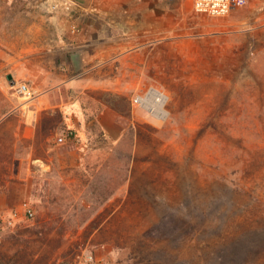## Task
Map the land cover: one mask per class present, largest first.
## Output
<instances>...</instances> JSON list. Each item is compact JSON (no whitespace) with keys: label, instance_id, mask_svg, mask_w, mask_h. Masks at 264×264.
Listing matches in <instances>:
<instances>
[{"label":"rangeland","instance_id":"rangeland-1","mask_svg":"<svg viewBox=\"0 0 264 264\" xmlns=\"http://www.w3.org/2000/svg\"><path fill=\"white\" fill-rule=\"evenodd\" d=\"M63 1L0 0V264H264V0ZM36 9L119 56H38ZM150 85L166 121L133 104Z\"/></svg>","mask_w":264,"mask_h":264},{"label":"crops","instance_id":"crops-1","mask_svg":"<svg viewBox=\"0 0 264 264\" xmlns=\"http://www.w3.org/2000/svg\"><path fill=\"white\" fill-rule=\"evenodd\" d=\"M36 11L41 16L32 19L28 29L36 30L34 51L38 56L43 52L58 51L59 58L66 60L74 69L99 72L108 59L119 56L121 51L118 50V43L121 41L116 37L108 36L109 31L106 28H100L99 33L94 32L95 34L88 36L73 34L68 26H64L61 12L43 15L40 10L36 9ZM23 34L29 36L27 31ZM40 68L42 71L49 69L50 66L43 64Z\"/></svg>","mask_w":264,"mask_h":264},{"label":"built area","instance_id":"built-area-1","mask_svg":"<svg viewBox=\"0 0 264 264\" xmlns=\"http://www.w3.org/2000/svg\"><path fill=\"white\" fill-rule=\"evenodd\" d=\"M184 1L191 5L193 9L204 12L211 16L226 15L233 10L246 5L250 0H169ZM67 9L71 4L67 0L63 1ZM60 4L56 2L53 7L58 9ZM74 25V30H76ZM17 92L23 96H31L32 89L27 82H20L17 85ZM133 104L146 111L152 118L158 121H166L169 118L168 104L170 101L169 94L155 85L148 86L143 92L136 93L132 97ZM30 213L33 212L30 210ZM69 264H107L103 258L95 252L85 249L79 252L75 259Z\"/></svg>","mask_w":264,"mask_h":264}]
</instances>
